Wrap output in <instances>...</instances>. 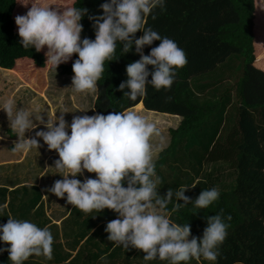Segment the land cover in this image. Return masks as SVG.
<instances>
[{"label":"trees","instance_id":"1","mask_svg":"<svg viewBox=\"0 0 264 264\" xmlns=\"http://www.w3.org/2000/svg\"><path fill=\"white\" fill-rule=\"evenodd\" d=\"M51 2L87 9L81 21V35L95 39L94 21L89 16L102 15L100 5L106 0ZM30 7L22 0H0V72L21 79L25 83L20 80L21 89L47 98L46 90L51 84L48 73L72 78V65L78 54L55 69L46 65V46L41 52L21 46L15 18L25 15ZM146 26L177 42L186 53L187 63L176 69L170 90L148 86L146 95L133 102L115 89L127 79L126 66L141 57L134 48L124 53L118 43L113 57L105 61L98 81L95 112L107 115L134 109L140 114L181 118L180 127L170 131V148L155 164L161 178L159 194L163 196L170 188L184 186L188 188L185 195L192 200L203 189L212 187H219L220 195L203 209L189 203L175 210L174 199L166 214L177 223H190L192 235L202 237L206 216L223 209L232 219L227 221V235L219 245L217 260H201L206 264H264V0H167L163 9L158 6L147 17ZM142 35V31L136 33L137 38ZM159 43L146 46L145 54ZM234 60L242 62L238 68L237 63L233 65ZM11 83L0 88V100L15 87ZM212 167L217 173L230 170L232 185L226 188L221 184L222 173L218 174L221 177L208 173ZM105 227L90 240L92 245L105 249V259L99 258L96 264H145L142 250L114 248ZM5 247L10 245H0ZM0 264H12L7 251L0 254ZM69 264L92 263L87 260ZM148 264L168 262L156 259ZM187 264L204 263L192 259Z\"/></svg>","mask_w":264,"mask_h":264},{"label":"clouds","instance_id":"2","mask_svg":"<svg viewBox=\"0 0 264 264\" xmlns=\"http://www.w3.org/2000/svg\"><path fill=\"white\" fill-rule=\"evenodd\" d=\"M166 2L106 0L100 5L102 15L89 16L94 21L93 40L81 35V21L87 9L61 6L51 0H22L31 7L25 15L15 18L19 44L37 52L44 51L46 46V65L55 69L78 54L72 65V85L68 87L75 93L96 90L105 61L113 57L118 43L126 54L134 48L141 58L126 66L127 79L115 89L134 102L146 95L148 86L170 90L176 69L187 63L186 53L177 42L146 26L147 17L158 6L163 9ZM139 31L143 35L137 38ZM155 41H160L159 45L145 54V47ZM167 99L171 101L172 97ZM0 111L6 113L11 130L19 138L15 150L40 147L37 138H41L49 150L58 153L52 168L63 179L56 180L47 191L60 198L66 196L68 204L85 213L106 208L117 213V218L105 227L114 248L142 250L145 264L156 259L168 264H187L201 258L217 260L219 245L227 235V221L232 219L230 214L225 215L221 209L206 216L207 226L202 237H197L192 235L190 223H177L166 212L174 199L175 210L189 203L207 208L219 198L220 191L216 187L203 189L194 200L185 195L188 188L184 186L170 188L163 196L159 194L161 178L153 163L156 146L152 138H162V133L148 117L134 110L107 115L97 112L91 116L76 115L69 124L64 115L67 112L61 111L59 116H48L45 120L36 115L34 108L18 106L12 98L0 103ZM36 121L44 129L28 138L26 132L38 127ZM85 171L96 174L95 178H76L84 176ZM8 217L7 223L0 224V242L10 247L0 248V254L7 251L12 264H23L33 254L50 256L54 237L47 226L40 228L31 221Z\"/></svg>","mask_w":264,"mask_h":264},{"label":"crops","instance_id":"3","mask_svg":"<svg viewBox=\"0 0 264 264\" xmlns=\"http://www.w3.org/2000/svg\"><path fill=\"white\" fill-rule=\"evenodd\" d=\"M95 102L96 100L93 103L92 115L96 113ZM156 116L161 117L157 121L163 130L165 128L170 131L177 130L182 122L181 118L175 116L160 114ZM163 138H152V143L156 146L153 154L154 164L171 146V138L169 137L170 141ZM10 156L12 160L0 162V207L3 209L0 211V224L7 223L10 215L16 219L31 221L40 228L47 226L54 237L50 256L33 254L25 261L34 264L84 263L87 260L91 261L96 254L100 255L101 260V257L106 255L105 249L100 252L101 249L91 244V237L97 230L105 227L106 223L116 219L117 213L107 208L102 212L93 210L85 213L68 204L66 196L60 198L47 191L56 180L63 179L56 174V169L52 168L55 160L59 158L56 151L13 150ZM95 175L85 171L84 176L76 178L84 180L86 176L95 178ZM2 244L4 243L0 242V245Z\"/></svg>","mask_w":264,"mask_h":264},{"label":"rangeland","instance_id":"4","mask_svg":"<svg viewBox=\"0 0 264 264\" xmlns=\"http://www.w3.org/2000/svg\"><path fill=\"white\" fill-rule=\"evenodd\" d=\"M233 65L237 63V68L241 65V61H235L232 62ZM237 69L236 66L233 69L234 75L236 74ZM234 75H231V78L234 77ZM49 80L51 84L49 87H47V98H42L41 96L36 95V93H32L29 90L21 89L19 85L18 78L5 74L3 72H0V88H3L5 85H12L11 82L15 84V87L10 90L8 96L5 99L0 100V103H2L4 100L8 98H12L15 103L18 106H24V107H32L36 110V115H42L45 120H47L48 116H59L60 112H67L65 113V118L71 123V120L76 115H92L93 113V103L97 98V88L95 91H87L84 93H75L70 88L72 85V78L65 79L62 77L59 73H50L49 74ZM213 81V79H212ZM8 83V84H7ZM235 84V82H233ZM1 92V90H0ZM208 96V95H207ZM75 100L77 104L75 106L73 105V101ZM50 103V105H49ZM141 107V108H140ZM140 110L143 109V105L139 106ZM140 114V113H139ZM141 115L148 117L151 121L155 122L157 126L161 129L162 137L163 139L167 140L170 136V130L168 128L164 129L161 127L162 125L159 124L157 119L161 118L156 115H151L147 113H142ZM9 120L4 111H0V162H8L12 160L10 153L15 150V144L19 142V138L16 136V133L11 130L9 126ZM38 124V127L33 130H29L26 132V136L28 138H32L35 136V132L39 131L41 129H44V125L40 124L39 121H36ZM174 127V126H173ZM70 132V129H69ZM156 139L157 137H153ZM40 140V147H34L30 149L29 151H55V150H49L48 146L43 142L41 138H37ZM170 141V139H169ZM167 147V146H166ZM21 152V151H19ZM25 152V151H23ZM1 171V170H0ZM215 169L209 168L208 173H213L215 176L221 177L223 175V178L221 179V184H223L226 188L230 187L234 181V178L229 175L231 172L228 169H222L219 171V173H222V175H218L219 173L214 172ZM207 173V171H206ZM219 188V187H218ZM228 190V189H227ZM167 215V214H166ZM101 250H104L101 246ZM100 258V255L96 254L93 259L90 261L92 264H95V262ZM206 264L203 260H199ZM73 263V262H71ZM75 263V262H74ZM215 264V263H213Z\"/></svg>","mask_w":264,"mask_h":264}]
</instances>
